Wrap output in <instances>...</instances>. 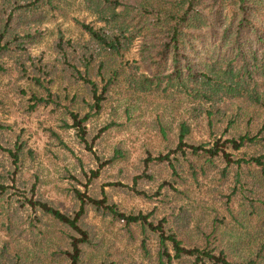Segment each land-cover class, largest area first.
Returning <instances> with one entry per match:
<instances>
[{"label":"rangeland","instance_id":"obj_1","mask_svg":"<svg viewBox=\"0 0 264 264\" xmlns=\"http://www.w3.org/2000/svg\"><path fill=\"white\" fill-rule=\"evenodd\" d=\"M90 1L0 0V16L5 18L12 13L11 36L22 30H29L34 35V42L24 49L11 46L9 51H0V174L10 172L15 176L7 175L5 187L0 191V241L8 239L32 249L35 238L25 226L28 216L40 212L31 211L27 205L26 210L25 206H20V201L23 197L48 199L61 211L71 212L79 205L72 192V187H76L82 196L102 198L106 194L121 210L147 214L154 224L163 219L165 230L171 227L182 231L184 243L188 245H204V234L214 226L220 238V249L235 259L251 256L264 241V210L260 211V217L250 214L249 201H255L263 192L251 195L245 184L244 189L233 191L234 169L236 162L257 153L264 142L237 150L227 144L225 150L234 164L224 168L227 161L222 156L211 163L204 157L189 156V148H183L184 153L181 150L175 152L174 133L177 121L183 119L191 127L187 142L194 145L211 143L214 138H236L245 132L256 134L264 121V107L244 97H224L218 104L220 111L213 119L212 132L196 105L183 102L172 110L168 107L162 111L161 107L155 108L161 99L156 94L138 100L136 107L131 106L126 113L129 73L147 71L140 63V41L135 38L127 44L123 58L134 65L126 66L121 80L105 95L101 111L93 113L85 122V142L80 139L77 128L64 126V121L68 125L72 121L61 106L38 103L31 108L34 95L46 97V92L30 80L31 75L37 73L61 105L64 103L81 116L88 111L87 103L92 99L89 87L80 77L84 71L82 58L97 49V45L80 23L109 30L95 3ZM135 1L121 0L123 3ZM35 65H44V69L37 70ZM97 66L90 65L89 78L96 82L99 93L103 84L101 74L106 75L110 65H104L102 72H98ZM157 115L164 125L172 127L167 141L157 133ZM112 120L115 124L105 129ZM262 131L264 133V128ZM19 142L24 143V151L30 149L32 154H25L23 161L13 164L5 149L14 148ZM115 147L122 149L125 158L112 164L104 163ZM168 151H172L170 157H174L175 173L166 162L154 159L145 164L143 161L147 154L156 157ZM190 162L196 168L195 177L188 169ZM92 171L97 174L91 175ZM245 175L242 173L248 185L256 182L254 169L253 176ZM136 176L139 178L134 181ZM135 189L144 192L145 196L137 194ZM101 213L87 208L84 218L98 242L96 259H113L119 264H157L158 245L153 231L148 232L149 254L146 256L147 253L140 249L138 227L126 226ZM7 214L14 224L9 237L2 230ZM180 264H194V261L186 258Z\"/></svg>","mask_w":264,"mask_h":264},{"label":"trees","instance_id":"obj_2","mask_svg":"<svg viewBox=\"0 0 264 264\" xmlns=\"http://www.w3.org/2000/svg\"><path fill=\"white\" fill-rule=\"evenodd\" d=\"M90 2L95 3L93 4L101 14V20L109 30H105L104 27L95 29L89 24L80 23L97 45V49L94 48L82 58L84 71L80 77L89 87L92 99V102L87 103L88 111L81 116L64 103L61 105V101L52 95L39 74L33 73L30 77L34 85L46 92V97L35 95L32 97L35 102L31 108L38 103L61 106L72 121L71 125L64 121V126L77 128L79 137L84 142V136L87 134L85 122L93 113L98 114L101 111L105 95L114 83L121 80L126 66L134 65L124 61L123 58L127 44L135 38L140 41L138 49L140 63L145 65L147 71L129 73L126 93L130 97L128 96L125 101L126 113L131 106L136 107L148 94H156L161 99L156 103L155 108L161 107L162 111L168 107L172 110L183 102L196 105L199 115L207 119V126L212 132L215 126L213 119L220 111L218 104L224 97H244L251 103L264 107V0H137L132 3H123L121 0H91ZM11 15L12 13H9L5 18L0 16L1 52L11 50V46L15 49H24L34 42V35L29 30H22L11 36L9 33L13 30L10 24ZM38 61L40 62V59ZM92 64L98 65V72L105 70L104 65H110L106 75L101 74L103 84L99 93L96 82L89 78ZM36 68L42 71L44 65H37ZM156 120L157 133L167 141L170 139L168 132L172 127L167 124L165 126L160 115H157ZM113 124L115 120L107 123L104 128L109 129ZM263 128L264 121L256 134L245 132L236 138L223 140L214 138L211 143L207 141L194 145L187 142V137L191 133L189 123L179 119L175 125L174 135L177 144L174 150L175 152L181 150L184 153L183 148H189V156L204 157L206 162L211 163L218 156H222L227 161L224 168H228L234 163L225 150L227 144L235 150L249 144L263 145L261 144L264 142ZM24 147V143L19 142L12 149H5L13 164L23 161L25 154L27 156L32 154L30 149L24 151ZM261 147L257 153L242 157L236 162L235 184L232 189L242 190L245 184L247 192L251 195L263 192L254 199L255 201H249L250 214L258 217L261 216L260 211L264 210V146ZM0 150H2L1 146ZM171 152L158 154L156 157L147 154L143 161L145 164L154 159L166 162L172 173H175L176 167L174 157H170ZM124 158L122 149L115 147L112 155L104 163L112 164ZM241 163L244 164L243 167ZM188 169L195 177L196 168L192 162L189 163ZM253 169L257 174L256 182L248 185L242 173L253 176ZM96 174L97 171L91 172V175ZM7 175L15 177L10 172H7ZM7 175L0 174V191L5 187ZM138 178L136 176L133 180ZM168 185L171 186L169 183ZM72 192L79 205L77 210L71 212L61 211L52 200L23 197V201H20L21 207L27 205L31 211L40 212L39 215L28 216V224L25 226L35 238L33 248L28 249L26 245L2 239L0 264H119L113 259L95 258L98 242L84 219L87 208L101 211V214L126 226L138 227L141 235L140 249L147 253L146 256L149 254L146 246L148 232L153 231L158 245L155 253L157 264H180L186 258H193L194 264H256V262L264 264V241L258 244L251 256L235 259L229 256V252L220 249V238L214 226L204 234V245H188L184 243L182 231H176L171 227H168V231L165 230L163 219L154 224L148 220L147 214L127 213L116 203L109 201L106 194L102 198L92 195L82 196L76 187H72ZM135 192L145 196V193L138 189H135ZM13 212L16 214V211ZM8 215L2 222V230L9 237L14 224Z\"/></svg>","mask_w":264,"mask_h":264}]
</instances>
